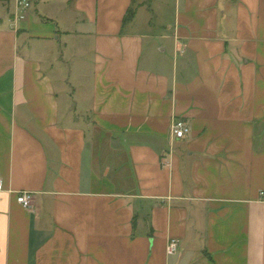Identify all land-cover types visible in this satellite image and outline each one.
I'll return each mask as SVG.
<instances>
[{
  "label": "crops",
  "instance_id": "obj_1",
  "mask_svg": "<svg viewBox=\"0 0 264 264\" xmlns=\"http://www.w3.org/2000/svg\"><path fill=\"white\" fill-rule=\"evenodd\" d=\"M30 1L0 0V264H264V0H157L160 32Z\"/></svg>",
  "mask_w": 264,
  "mask_h": 264
},
{
  "label": "built area",
  "instance_id": "obj_2",
  "mask_svg": "<svg viewBox=\"0 0 264 264\" xmlns=\"http://www.w3.org/2000/svg\"><path fill=\"white\" fill-rule=\"evenodd\" d=\"M16 4H17V11H18L15 15L16 19L17 20L25 19L27 11L31 6V1L30 0H16ZM190 131H191L190 124L186 120L184 121L183 119H177L173 122L171 126L172 139L181 140L187 137ZM5 191H6V188H5L4 181L2 177H0V192H5ZM260 195L262 199H264V191H262ZM33 200H34V193L31 191H20V193H18L17 201L24 208H31ZM178 244H179L178 240L172 239L168 246V252L169 253L176 252L178 248Z\"/></svg>",
  "mask_w": 264,
  "mask_h": 264
},
{
  "label": "rangeland",
  "instance_id": "obj_3",
  "mask_svg": "<svg viewBox=\"0 0 264 264\" xmlns=\"http://www.w3.org/2000/svg\"><path fill=\"white\" fill-rule=\"evenodd\" d=\"M163 2H165L166 5H170V4H167L168 0H163ZM159 5H160V2H159ZM146 6L149 9L147 14H150L151 18H154L153 27H152V29L150 31L160 32L161 31L160 30V25H159L160 21L162 19H165V20L169 19L168 18V12L166 11V12L163 13L162 11H160V9L159 10L157 9V7H158L157 6V0H148ZM78 62L80 63V65H75V66L72 67L71 74H70L69 78H70V81L72 82V84L73 83L75 84L77 78L80 77V81H79L78 85L85 86L87 84L86 77L88 76L86 74V72L89 69H91L90 60H89L88 57H86V59L83 58V59L79 60ZM79 70L83 71V75L76 74L77 71H79ZM74 99L76 101H80L81 102V100L78 98V95ZM76 106H78V105L76 104Z\"/></svg>",
  "mask_w": 264,
  "mask_h": 264
},
{
  "label": "trees",
  "instance_id": "obj_4",
  "mask_svg": "<svg viewBox=\"0 0 264 264\" xmlns=\"http://www.w3.org/2000/svg\"><path fill=\"white\" fill-rule=\"evenodd\" d=\"M136 227V221L134 222V228Z\"/></svg>",
  "mask_w": 264,
  "mask_h": 264
}]
</instances>
